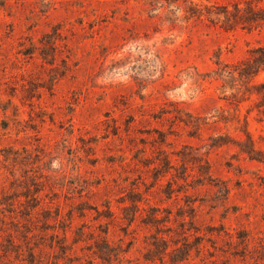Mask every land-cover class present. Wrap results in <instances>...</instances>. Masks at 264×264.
I'll list each match as a JSON object with an SVG mask.
<instances>
[{"label":"rangeland","instance_id":"rangeland-1","mask_svg":"<svg viewBox=\"0 0 264 264\" xmlns=\"http://www.w3.org/2000/svg\"><path fill=\"white\" fill-rule=\"evenodd\" d=\"M264 0H0V264H264Z\"/></svg>","mask_w":264,"mask_h":264},{"label":"trees","instance_id":"trees-1","mask_svg":"<svg viewBox=\"0 0 264 264\" xmlns=\"http://www.w3.org/2000/svg\"><path fill=\"white\" fill-rule=\"evenodd\" d=\"M256 51L260 54V56L252 62V65L249 64L248 67L239 72L240 76H248L250 70H252L253 68H255L253 75L255 74V72H258L260 68H264V47L258 48Z\"/></svg>","mask_w":264,"mask_h":264}]
</instances>
